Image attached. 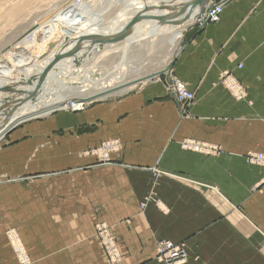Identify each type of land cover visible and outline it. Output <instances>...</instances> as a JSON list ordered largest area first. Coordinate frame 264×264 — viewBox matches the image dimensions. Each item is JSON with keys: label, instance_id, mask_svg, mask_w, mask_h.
I'll return each instance as SVG.
<instances>
[{"label": "crops", "instance_id": "1", "mask_svg": "<svg viewBox=\"0 0 264 264\" xmlns=\"http://www.w3.org/2000/svg\"><path fill=\"white\" fill-rule=\"evenodd\" d=\"M171 69L195 92L187 118L153 82L113 104L36 123L50 131L35 144L40 171L37 164L28 184L0 186V264H17L6 235L12 226L30 264H111L94 234L97 221L115 236L116 264H163L154 258L160 239L182 244L185 264H264V168L243 159L264 152V0H228L220 21L184 42ZM222 71L245 87L243 100L217 84ZM113 137L122 148L112 162L79 156ZM184 138L222 151L183 150ZM30 140L0 149V175L29 176L6 162L24 160Z\"/></svg>", "mask_w": 264, "mask_h": 264}, {"label": "rangeland", "instance_id": "2", "mask_svg": "<svg viewBox=\"0 0 264 264\" xmlns=\"http://www.w3.org/2000/svg\"><path fill=\"white\" fill-rule=\"evenodd\" d=\"M134 1L135 0H0V72L3 71V68L7 64L13 66L11 68L16 69V64L18 62L22 60H26L28 62L27 57L29 56V54L36 52L37 50H40L42 48L41 41L45 42L50 40L51 43L61 41L64 36H66V28H62V26L67 25L68 27H71L73 29H75V27H78L79 25L86 23H91L96 26H107L122 11L127 12V9L132 6V2ZM132 8L129 9L128 12H131ZM57 21H60L61 24H58ZM62 23L64 25H62ZM193 24L184 25L174 31L162 33L161 35H157L153 38L142 39L137 43L131 45L126 51L124 63L127 68H130L132 66L135 70L126 71L125 80H127L129 83L126 85V88L122 87L123 89H127L128 87H130L126 91L114 89L104 97H93L87 99L86 101L84 100V102L82 101L83 109L81 110H73L70 107H66L64 109L55 110L45 116L28 119L10 129L0 139V149L8 144L11 145L12 143H18L19 140L28 138H30L31 140L22 148L26 152L29 150V154L27 152L26 156H21V158L25 157V159L12 162L7 160L6 167H12L16 171L21 172V174L29 176L10 177L8 175L13 176V173H6V175L1 174L0 186H9L13 185L12 183L17 182L28 184L34 179L32 176L34 174V171H36L37 164L39 166V170L37 171H40V158H35V144L37 140L39 141L40 139L49 138L50 131L47 128H44L42 124H37L39 125L37 126L36 123H49L52 121H56L58 119L57 115L70 116L72 114L82 113L92 106L113 104L122 100L130 92L139 89L142 86H147L148 84L153 82L162 85L165 91L164 73L167 70L166 68H168V65L171 62L173 64L175 57L178 55L181 47L184 45L185 34L182 35L183 31L186 33L191 27H193ZM122 41H120L119 44L107 43L105 45H102V50L104 51L96 55H92L89 60L81 63L79 65V69L74 71L73 73L71 85H87L89 79L97 80L100 79V77H106V74L110 75V73L115 69L117 63L120 61L122 50L121 46L125 45L122 43ZM115 47H117L116 50H113L112 48ZM7 71L8 69L6 67L4 72ZM150 74L154 75L147 78V76ZM137 76L146 77L138 79ZM224 80V77L219 75L217 84L222 86L230 95V91L224 84ZM165 94L171 101H173L177 109V115L180 119L189 117L188 110L193 103L188 107L187 111L183 113L178 110L179 106L174 98L168 95L166 91ZM66 98L67 99H65L64 103L65 105H68L69 102H72L74 100H79V97H77L76 93L74 92L67 93ZM6 100L9 101V98ZM189 141H195L199 144H187V142ZM121 148L122 146L120 140L117 137H113L104 139L97 145L88 146L78 154L81 157H95L98 163H108L110 161L112 162L111 155L119 154ZM180 148L186 151L200 153L205 156H218L222 151L221 145L217 143L198 140L194 138L182 139V141L180 142ZM249 152L251 153L250 155H254L251 160L258 159V161H247L246 155ZM14 153L16 152H11L10 155H13ZM243 159L245 163L249 165L264 168L263 151L249 150L243 155ZM155 172L162 173V171L159 170H155ZM2 198L3 192L1 190V219L3 217V212L1 210L3 208ZM155 203L161 209H165L161 201L156 200ZM144 206L145 203L140 204V208L143 209ZM93 228L94 234L97 236L107 257L108 263H118L120 261V252L110 226H108L103 221H97L94 223ZM6 235L15 262L17 264H24L19 258V251H21V254L28 256L29 261L27 264H30L31 259L23 241L19 236L17 228L14 226L10 227L6 232ZM104 236L105 239L108 238L113 240L114 246L116 247L117 251V256L115 258H112L110 253L106 249L104 244ZM155 255L154 258L158 260ZM186 255L187 259L185 263L188 261L187 251Z\"/></svg>", "mask_w": 264, "mask_h": 264}, {"label": "bare ground", "instance_id": "3", "mask_svg": "<svg viewBox=\"0 0 264 264\" xmlns=\"http://www.w3.org/2000/svg\"><path fill=\"white\" fill-rule=\"evenodd\" d=\"M215 1L218 0H135L129 8L133 7L131 12H128L129 9H127V12L122 11L107 26H96L86 23L73 29L62 23L64 25L62 28H66V36L61 41L56 43H51L50 40L41 41L42 48L27 57L29 63L26 60H22L16 64V69L11 68L13 66L7 64L3 71L0 72V139L14 126L28 119L45 116L55 110L66 107L81 110L83 109L82 101L84 102V100L86 101L93 97H104L114 89L126 91L130 88L123 89L129 83L125 80L126 71L135 70L132 66L127 68L124 63L127 49L142 39L153 38L162 33L171 32L184 25L194 23L193 27L186 33L184 31L182 33V35L185 34L184 41L187 42L185 39L186 35L196 25H198L199 31L206 23H218L220 21L224 6L228 0L221 7V11L217 16L218 21L210 22L204 18L210 9L209 7ZM133 18L135 20L132 21ZM57 22L61 24L60 21ZM96 36L99 38H96ZM120 41L125 45L121 46L120 61L110 75L106 74V77H100L97 80L89 79L87 85H71L73 73L79 69L81 63L89 60L92 55L104 51L102 50V45L107 43L119 44ZM116 48L112 49L116 50ZM171 66L172 62L168 65L169 69H164L166 70L164 73L165 91L174 98L179 106L178 110L185 113L194 102L195 93L174 75ZM6 67L8 71L4 72ZM238 67L240 68L241 64ZM153 75L146 76L149 78ZM220 75L225 79L224 84L229 89L230 96L237 101L243 100L246 96V89L241 82L229 71H223ZM137 77L141 79L144 76ZM178 88L192 93V100H180ZM69 92L76 93L79 100H74L65 105L66 95ZM7 97L9 101L6 100L8 99ZM179 102H182V104H179ZM71 103L80 105V108H73ZM191 143L199 144L195 141L187 142V144L192 145ZM163 241L174 243L166 239L157 241L155 256L163 264H169V261L161 254L163 246H165ZM104 244L111 257L115 258L117 251L113 240L106 238ZM175 244L180 245L178 243ZM180 246L183 248L182 245ZM183 250V255L179 256V259L177 258L171 264L185 263L187 255L184 248ZM20 252L19 258L24 264H27L29 261L28 256Z\"/></svg>", "mask_w": 264, "mask_h": 264}, {"label": "built area", "instance_id": "4", "mask_svg": "<svg viewBox=\"0 0 264 264\" xmlns=\"http://www.w3.org/2000/svg\"><path fill=\"white\" fill-rule=\"evenodd\" d=\"M225 1L226 0H218V1H215L209 7L210 9H209L208 13L205 15L204 18L206 20L208 19L210 22H216V21H218L217 20V16L220 13L221 7L224 5ZM177 90H178V93L180 94V96H179V99L180 100H182V99L189 100V101L192 100L193 95L188 90L187 91L186 90H181L179 88ZM179 104H182V102H179ZM71 106L73 108H76V109H79L80 108L79 107L80 105L74 104V103H71ZM81 108H82V105H81ZM250 154L251 153L249 152L246 155L247 161H249V160L250 161H258V159L251 160L254 155H250ZM104 240H105V236H104ZM163 242H164L163 244H165V246H163V252L161 251V254H162V256L167 261H169V264H171L172 262L176 261L179 256L183 255V251L184 250H183V248L180 245H177V244L174 245V243H171L169 241H163ZM179 248H181V249H179ZM179 252H181V253H179Z\"/></svg>", "mask_w": 264, "mask_h": 264}, {"label": "water", "instance_id": "5", "mask_svg": "<svg viewBox=\"0 0 264 264\" xmlns=\"http://www.w3.org/2000/svg\"><path fill=\"white\" fill-rule=\"evenodd\" d=\"M154 19V17H152ZM157 18V17H156ZM135 20L134 18L132 19V21ZM131 23V22H130ZM130 26V25H128ZM198 31V25L195 26V28H193L185 37L186 41H189L193 35ZM96 38H99L98 36H96Z\"/></svg>", "mask_w": 264, "mask_h": 264}]
</instances>
